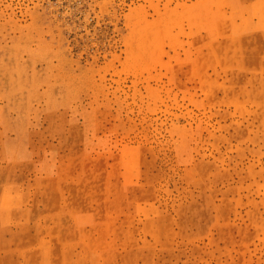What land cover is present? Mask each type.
<instances>
[{"label":"rangeland","instance_id":"374dc122","mask_svg":"<svg viewBox=\"0 0 264 264\" xmlns=\"http://www.w3.org/2000/svg\"><path fill=\"white\" fill-rule=\"evenodd\" d=\"M0 264H264V0H0Z\"/></svg>","mask_w":264,"mask_h":264}]
</instances>
